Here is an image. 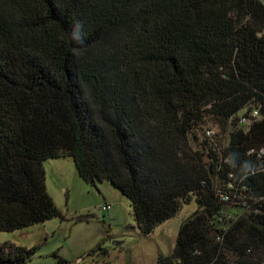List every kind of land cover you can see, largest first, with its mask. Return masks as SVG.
I'll return each mask as SVG.
<instances>
[{
    "label": "trees",
    "instance_id": "1",
    "mask_svg": "<svg viewBox=\"0 0 264 264\" xmlns=\"http://www.w3.org/2000/svg\"><path fill=\"white\" fill-rule=\"evenodd\" d=\"M61 158L144 236L196 201L158 264H264V3L0 0V231L63 217L43 164ZM38 249L5 242L0 264Z\"/></svg>",
    "mask_w": 264,
    "mask_h": 264
},
{
    "label": "rangeland",
    "instance_id": "2",
    "mask_svg": "<svg viewBox=\"0 0 264 264\" xmlns=\"http://www.w3.org/2000/svg\"><path fill=\"white\" fill-rule=\"evenodd\" d=\"M219 133L218 127L204 125L199 136L213 142ZM194 145L202 148L200 144ZM43 164L48 192L63 217L21 230L0 231V245L5 242L25 247L39 245L26 264H56L53 255L56 251L67 261L79 264H158L160 255L173 252L183 221L197 208L193 199L150 236H144L130 200L110 182L98 183L97 187L88 184L72 158L50 159ZM93 250L97 252L89 254Z\"/></svg>",
    "mask_w": 264,
    "mask_h": 264
},
{
    "label": "clouds",
    "instance_id": "3",
    "mask_svg": "<svg viewBox=\"0 0 264 264\" xmlns=\"http://www.w3.org/2000/svg\"><path fill=\"white\" fill-rule=\"evenodd\" d=\"M71 38L75 41H80L82 39V25L80 23L75 25Z\"/></svg>",
    "mask_w": 264,
    "mask_h": 264
},
{
    "label": "built area",
    "instance_id": "4",
    "mask_svg": "<svg viewBox=\"0 0 264 264\" xmlns=\"http://www.w3.org/2000/svg\"><path fill=\"white\" fill-rule=\"evenodd\" d=\"M258 112L255 110L252 113V116H257ZM240 121L244 124V125H249L252 122V119H250L248 116H243L242 119H240ZM211 132V131H209Z\"/></svg>",
    "mask_w": 264,
    "mask_h": 264
},
{
    "label": "water",
    "instance_id": "5",
    "mask_svg": "<svg viewBox=\"0 0 264 264\" xmlns=\"http://www.w3.org/2000/svg\"><path fill=\"white\" fill-rule=\"evenodd\" d=\"M204 159H205V161H208V160H209V158H207V157L204 158ZM80 260H82V258H81ZM71 263H72V264H79L78 261H73V262L71 261Z\"/></svg>",
    "mask_w": 264,
    "mask_h": 264
}]
</instances>
